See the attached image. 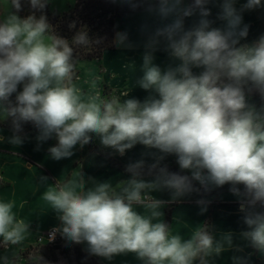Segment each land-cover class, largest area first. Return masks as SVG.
I'll return each instance as SVG.
<instances>
[{
  "label": "clouds",
  "instance_id": "9594fccd",
  "mask_svg": "<svg viewBox=\"0 0 264 264\" xmlns=\"http://www.w3.org/2000/svg\"><path fill=\"white\" fill-rule=\"evenodd\" d=\"M50 2L27 0L33 12L21 17L23 0H9L11 10L0 17V122L10 120L12 130L7 138L0 135V144L22 146L23 125L31 123L37 150L55 140L47 149L54 161L70 159L77 146L95 139L121 157L143 146L142 155L153 163L130 162L128 177L115 184L86 177L82 168L62 183L49 184L40 175L47 185L40 198L58 221L48 240L59 235L66 246L83 245L88 257L107 262L132 254L140 264H212L227 251L244 252L234 233L204 222L185 236L164 219L163 209L195 194L203 215L211 203L203 193L228 185L242 213L239 240L253 250L233 255L231 264H250L253 253L264 258V34L248 42L244 22V14L264 8V0H139L160 21L147 33L136 69V86L148 93L143 101L127 92L122 100L103 97L99 76L85 81L87 91L78 84L77 48H93L102 38L90 37L86 26L71 40L58 35L43 14ZM214 4L219 12L213 18ZM191 17L196 20L186 27ZM111 44L135 47L127 31H116ZM160 51L168 57L163 66L156 63ZM169 156L179 171L162 163ZM164 191L168 200L157 196ZM15 207L0 199L5 249L31 234ZM0 264H16L15 254L0 255ZM40 264L49 262L40 256Z\"/></svg>",
  "mask_w": 264,
  "mask_h": 264
},
{
  "label": "crops",
  "instance_id": "0c3cea01",
  "mask_svg": "<svg viewBox=\"0 0 264 264\" xmlns=\"http://www.w3.org/2000/svg\"><path fill=\"white\" fill-rule=\"evenodd\" d=\"M123 1L124 3L121 7L128 4L125 0ZM190 2L191 0H185V4ZM239 2L243 3L244 0H239ZM116 3H119V1L115 0V4ZM237 6L239 7V4ZM209 7L212 9L214 18L216 13L219 12V7L215 4L209 5ZM195 20L196 17L187 18L185 20V26L190 27ZM244 22L250 26L248 42L264 34V8L246 12L244 14ZM159 23L158 17L150 14L147 8L133 11L115 20L114 33L116 31H127L129 39L135 44V47L132 50L115 47L112 50L105 51L101 60H96L101 65L99 75L101 78L100 81L110 89L112 96H117L122 100L126 98L123 94L127 92L130 93V96L141 101L147 97L148 93L136 86L135 81L139 75L136 69L137 65L141 62L147 33L159 26ZM219 24L220 22L217 21V26H219ZM156 57V63L161 64V66L168 62V57L163 51L157 52ZM253 100L257 101L258 99ZM92 144L95 151H99L102 154L91 152L89 144L83 149L77 146L74 156L63 163L62 169L60 170L45 165L35 156L28 153L15 151L13 149L14 153L9 155L6 154L9 159V169H0V174L7 183L0 189V199H2V195L5 192L11 191L14 193L16 195V207L14 211H16L18 217L23 218L26 222H30L31 224V234L22 244L32 240L35 241L42 233L58 224L55 214L46 210L40 198L41 193L45 190L47 185L41 184L39 179H36V174L49 177V184L54 183L57 179L62 183L72 178L75 173L79 172L82 168L86 177H92L99 181L109 180V182L115 184L119 179L128 177V173L120 169L119 165L125 167L130 162L142 158L145 159L148 164L153 163V158L151 156L142 155L146 153L147 150L140 145L127 151L126 154L121 157L115 154L109 155L111 150L101 149L98 140L94 139ZM50 146L51 143L47 142L44 149L46 155H49L47 149ZM108 157L112 159V162L109 161ZM162 163L167 166L176 167L179 170L174 156L167 157ZM6 170H11L12 172L16 171V179L9 178L6 175L8 174ZM145 179H151V177L146 176ZM215 190L210 193H203L204 197L211 201L207 212L203 215L200 214V208L195 202L200 197L193 194L190 197L184 198L179 203H173L165 207L163 209L165 213L164 219L169 223H173L174 229L182 232L185 236L189 235L197 224L204 222L213 225L217 232H233L234 243L244 247V252L236 253L233 249L223 253L218 258H214L212 261V264H231V257L233 255H247L253 250L246 247L244 242L239 240L238 234L244 226L240 220L242 213L239 211L236 198L230 192L218 193ZM157 196L165 200L170 198L167 191L157 193ZM76 246L85 253L83 245ZM93 258L100 259L98 257ZM100 260L104 264H140L132 254L117 256L111 262ZM250 264H264V258L253 253Z\"/></svg>",
  "mask_w": 264,
  "mask_h": 264
},
{
  "label": "trees",
  "instance_id": "16d2710c",
  "mask_svg": "<svg viewBox=\"0 0 264 264\" xmlns=\"http://www.w3.org/2000/svg\"><path fill=\"white\" fill-rule=\"evenodd\" d=\"M137 2L139 3V6L132 8L129 3L123 7H117L115 0H75L72 9L66 13L58 14L56 12H52L48 4V6L43 10V14L47 16L48 21L55 27L57 34L68 40H71L75 32L85 26L89 31L90 37L93 39L102 38V42L93 48H77L76 50L78 61L101 60L105 51L115 48V46H112L111 44L114 37L115 20L133 11L142 10L148 7V5L141 4L139 0H137ZM32 12L33 9L30 8L27 0H23V10L19 12V15L21 17H26L32 14ZM36 15H41V12L37 11ZM72 22H75V28L69 27ZM252 98L258 99L259 97L257 95H253ZM7 128L11 130L10 120ZM23 129V135H25V137L31 133L37 132L31 123L24 124ZM89 147L91 152L102 154L99 151H95L92 143L89 144ZM108 159L112 162L110 157H108ZM119 168L125 170V167L122 165H119ZM168 168L170 171H179L176 167L168 166ZM2 186L3 185L0 183V189ZM215 191L218 193L229 192V186L225 185L223 188H219ZM56 250H62L63 253H66L68 251V247L41 246L39 248V258L37 260H28L26 263L16 261V264H40V256H42L47 262H54L56 259ZM74 251L76 253L78 264H104L100 259L88 257L78 246L74 248Z\"/></svg>",
  "mask_w": 264,
  "mask_h": 264
},
{
  "label": "rangeland",
  "instance_id": "374dc122",
  "mask_svg": "<svg viewBox=\"0 0 264 264\" xmlns=\"http://www.w3.org/2000/svg\"><path fill=\"white\" fill-rule=\"evenodd\" d=\"M119 3H116L118 7H121L124 3L123 0H118ZM75 0H51L49 3V8L52 12H56L58 14H63L68 12L72 9L74 6ZM143 5H147V3L141 2ZM11 10L9 0H0V17H3L6 15V13ZM101 71V65L98 61L93 60H84V61H78L77 68H76V75L79 77V80L77 81L78 84L84 88L85 91L88 90V84L85 83V81H90L91 79L97 77L100 75ZM98 90L100 91L101 95L103 97H111L112 93L109 88H107L104 83L101 81L98 84ZM251 102L256 103L259 105L260 101L259 98L257 101H254L253 98H250ZM30 124V123H26ZM9 125V120L0 122V135H3L5 138L12 135V131L7 128ZM36 133H31L30 135L26 136L25 142L20 147H14L10 144H8L5 140L4 143L0 144V169L7 168L9 169V154L14 153L13 149L15 151L28 153L33 156H35L39 161L43 162L45 165L49 167H53L55 169H62V164L67 162L69 159H62L60 161H54L51 159L49 155H46L44 153V149L46 147L47 142H50L51 145L55 143V140H49L45 143H43L39 150H37V140H36ZM7 154V155H6ZM8 166V167H7ZM8 171V174H6L9 178L16 179V171L12 172L11 170ZM36 179H39V176L41 174H36ZM0 183L2 185H6L7 183L3 179V176L0 174ZM2 199L4 200H16V195L12 193L11 191L5 192L2 195ZM42 245L37 244L36 240H32L29 242H26L18 247L8 248L6 250L0 247V255L8 254L12 256L15 253L16 261H19L20 263H26L28 260H37L39 258V248ZM44 246V245H43ZM68 251L66 253H63L62 250H56L55 255L56 259L54 262H49V264H78L76 253L74 251V248L76 245H67ZM17 250V251H16ZM16 251V252H15Z\"/></svg>",
  "mask_w": 264,
  "mask_h": 264
},
{
  "label": "built area",
  "instance_id": "2783aa9c",
  "mask_svg": "<svg viewBox=\"0 0 264 264\" xmlns=\"http://www.w3.org/2000/svg\"><path fill=\"white\" fill-rule=\"evenodd\" d=\"M52 228L48 229L47 231H45L44 233H42L40 236H38L36 238V242L37 244H40V245H47L49 247H61V246H66L65 245V242L63 241V239H61L59 237V235H57V237L55 238L54 241H49L48 240V236H49V233L51 231Z\"/></svg>",
  "mask_w": 264,
  "mask_h": 264
}]
</instances>
